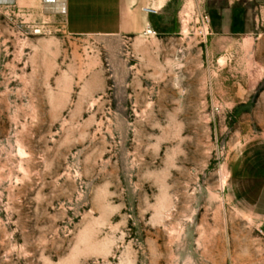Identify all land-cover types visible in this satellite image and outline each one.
<instances>
[{"label": "rangeland", "instance_id": "374dc122", "mask_svg": "<svg viewBox=\"0 0 264 264\" xmlns=\"http://www.w3.org/2000/svg\"><path fill=\"white\" fill-rule=\"evenodd\" d=\"M193 4L179 33L74 36L65 0H0V264H264L230 194L264 54Z\"/></svg>", "mask_w": 264, "mask_h": 264}, {"label": "crops", "instance_id": "0c3cea01", "mask_svg": "<svg viewBox=\"0 0 264 264\" xmlns=\"http://www.w3.org/2000/svg\"><path fill=\"white\" fill-rule=\"evenodd\" d=\"M183 1L65 0L66 31L74 36L137 35L148 28L157 34L179 33L182 24L177 8ZM187 1H193L192 7H206L212 36L224 41H259L254 54H264V0ZM146 7L157 12L147 13ZM228 50L241 55L240 48ZM230 194L239 206L264 222V134L232 159Z\"/></svg>", "mask_w": 264, "mask_h": 264}, {"label": "built area", "instance_id": "2783aa9c", "mask_svg": "<svg viewBox=\"0 0 264 264\" xmlns=\"http://www.w3.org/2000/svg\"><path fill=\"white\" fill-rule=\"evenodd\" d=\"M145 10L148 13H155L157 10L154 7H146ZM190 14H193L192 16L198 17L197 24H201V36L204 38H208L210 35H212V29H211V18L210 15L206 11H202L201 9L192 8L190 9ZM185 17H188V14H185ZM157 34L156 31H154L153 28H148L146 30V34Z\"/></svg>", "mask_w": 264, "mask_h": 264}, {"label": "bare ground", "instance_id": "6f19581e", "mask_svg": "<svg viewBox=\"0 0 264 264\" xmlns=\"http://www.w3.org/2000/svg\"><path fill=\"white\" fill-rule=\"evenodd\" d=\"M51 1H53V2H54V1H56V0H51ZM146 12H147V11H146ZM147 13H148V12H147Z\"/></svg>", "mask_w": 264, "mask_h": 264}]
</instances>
